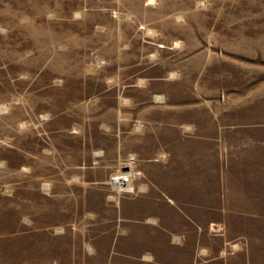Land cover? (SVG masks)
<instances>
[{"label": "rangeland", "instance_id": "374dc122", "mask_svg": "<svg viewBox=\"0 0 264 264\" xmlns=\"http://www.w3.org/2000/svg\"><path fill=\"white\" fill-rule=\"evenodd\" d=\"M0 106V264H184L121 207L186 138L257 191L191 264H264V0H0Z\"/></svg>", "mask_w": 264, "mask_h": 264}, {"label": "crops", "instance_id": "0c3cea01", "mask_svg": "<svg viewBox=\"0 0 264 264\" xmlns=\"http://www.w3.org/2000/svg\"><path fill=\"white\" fill-rule=\"evenodd\" d=\"M172 145L167 150L162 149L164 159L159 167L161 198L148 207L143 198L142 201L136 200L135 204L128 202L121 207V213L129 219L145 217L142 224L147 225L152 235L164 241L169 249L173 248L170 241L175 242L184 258L183 263L191 264L190 258L199 246L196 243H199L197 237L200 235L193 226L217 223L220 210H224L220 213L225 215V210L248 209L252 206L249 202L251 192L243 189L242 185L247 183L238 179L242 175L239 170L230 169L218 174L210 144H194L192 139L186 138L182 143ZM208 156L211 158L209 170L206 168ZM251 196L256 199L257 191ZM211 218L215 219L214 223ZM148 219L154 220V224ZM160 232L171 236V240ZM174 236L178 237L177 242ZM202 245L209 248L208 241Z\"/></svg>", "mask_w": 264, "mask_h": 264}, {"label": "bare ground", "instance_id": "6f19581e", "mask_svg": "<svg viewBox=\"0 0 264 264\" xmlns=\"http://www.w3.org/2000/svg\"><path fill=\"white\" fill-rule=\"evenodd\" d=\"M140 83H141V82H140ZM154 99H155L156 102H162V101H163L162 96H155ZM4 108H5L4 106H0V110H4ZM161 158H162V157H161ZM127 173H129V172H125V173H119V172H118V173L116 174V176H114L113 179H112V181H113V186H118V187H120V188H125V187H126V188H127V191H129V190H130V189H129L130 187L128 186L129 184H127V185L120 184L119 179H118V178H119V175H123V176H125V175H129V174H130V173H129V174H127ZM130 178H131V177H130ZM119 190H120V189H119ZM142 190H144V189H142ZM120 191H122V190H120ZM127 191H126V192H127ZM130 192H131V191H130Z\"/></svg>", "mask_w": 264, "mask_h": 264}, {"label": "built area", "instance_id": "2783aa9c", "mask_svg": "<svg viewBox=\"0 0 264 264\" xmlns=\"http://www.w3.org/2000/svg\"><path fill=\"white\" fill-rule=\"evenodd\" d=\"M119 182L120 184L127 185L130 182V176L129 175H119Z\"/></svg>", "mask_w": 264, "mask_h": 264}]
</instances>
